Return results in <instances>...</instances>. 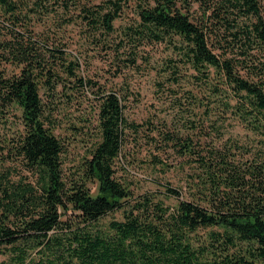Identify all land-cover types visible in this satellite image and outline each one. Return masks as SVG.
<instances>
[{"label": "trees", "instance_id": "1", "mask_svg": "<svg viewBox=\"0 0 264 264\" xmlns=\"http://www.w3.org/2000/svg\"><path fill=\"white\" fill-rule=\"evenodd\" d=\"M0 264H264V0H0Z\"/></svg>", "mask_w": 264, "mask_h": 264}, {"label": "rangeland", "instance_id": "2", "mask_svg": "<svg viewBox=\"0 0 264 264\" xmlns=\"http://www.w3.org/2000/svg\"><path fill=\"white\" fill-rule=\"evenodd\" d=\"M150 83L145 85V95L144 100L148 98L147 93L150 91ZM146 106L142 104L138 109L134 110L132 114H137L140 116L143 112L145 113ZM136 116V115H135ZM95 131H87V134H85L84 137H78L76 140L72 143H69L68 145V151L65 155V170L73 174V172L76 170V168H79L81 166V163L84 161L85 156L89 153V149L93 142L95 141ZM137 185L139 187L143 188H149L152 187L153 184L146 180L138 179L136 181ZM88 185L91 188L94 187V182L89 181Z\"/></svg>", "mask_w": 264, "mask_h": 264}]
</instances>
